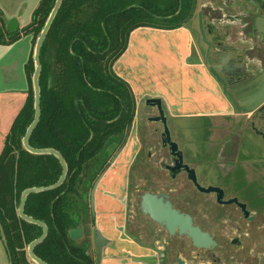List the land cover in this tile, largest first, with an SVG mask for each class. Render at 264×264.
<instances>
[{
  "label": "trees",
  "instance_id": "16d2710c",
  "mask_svg": "<svg viewBox=\"0 0 264 264\" xmlns=\"http://www.w3.org/2000/svg\"><path fill=\"white\" fill-rule=\"evenodd\" d=\"M56 0H40L22 30L4 32L0 7V42L21 33L39 36ZM197 0H63L43 41L41 120L30 136L36 148L59 150L68 164L66 181L57 189L32 193L25 212L47 223L49 233L35 248L49 264H97L88 238L73 239L69 230L88 219V192L113 150L126 141L137 111L131 85L114 71L138 26L174 29L188 23ZM29 89L0 152V240L10 264H36L29 244L42 227L18 214L22 193L55 183L62 165L53 154H34L23 137L35 115L31 55L26 64Z\"/></svg>",
  "mask_w": 264,
  "mask_h": 264
},
{
  "label": "flooded vegetation",
  "instance_id": "af4514ba",
  "mask_svg": "<svg viewBox=\"0 0 264 264\" xmlns=\"http://www.w3.org/2000/svg\"><path fill=\"white\" fill-rule=\"evenodd\" d=\"M222 1L224 6L216 5V7L210 2L204 3V6H209L210 11L216 12V17L225 16L232 23L231 32H228V35L232 37L231 41H218L220 59H225L222 76L238 105L251 106V108L245 112L239 109V106H236L225 94L224 96L232 112L238 118L235 127L238 147L250 149L249 153H251L248 154V159H250V157H255L257 150L252 140L257 137L264 143V92H259L261 84L264 83V0ZM199 10H203V18L208 13L205 8H202L198 9L197 15H199ZM225 33L227 32L225 31ZM245 101H248L247 106L243 105ZM154 108H156V113L147 116V119L162 125L160 132L162 150L160 148L161 153L159 155L163 156L166 153L171 159L169 163L160 161V166L167 171V180L174 181L183 174L190 188L183 191L182 197H176L171 190H159L151 177L147 178L145 186L141 180L136 181L135 188L139 192L136 198L137 217L145 216L148 221L155 225L151 232L153 240L151 239L149 244L143 243L141 241L142 236L148 234L147 230L142 229L143 218L137 222L139 230L144 232L142 236L136 234L129 224L128 204L131 188L128 182L129 174L127 178L125 168L127 166L121 165V167L116 168L121 174L119 180L113 181L114 178H112L113 169L115 170L114 162L117 160L115 158L118 157V153L112 157L111 161H114H109L102 170H99L91 184L88 192L89 215L86 223L78 225L82 226L84 231L78 239L93 233V249L97 253H93L91 250L90 238H88V247L97 264L101 263L105 249H113L114 253L117 252L114 256L120 257L127 243L131 242L150 250V256L148 253L141 254L143 256L140 257V260L144 261L141 264H264V155H262L261 165H255L261 174L249 177L241 164L243 161L240 162L239 160L229 168L228 174L218 177V180L216 177H210L208 181V177L201 174L199 169L190 163L189 156L181 148L180 142L175 139L169 123L170 118L166 112L172 139L178 143L179 149L183 152L184 163L195 169L197 183L201 187L214 186L223 190L222 192L216 190L203 191L184 168L173 172L166 167L167 165H174V160L169 145H164L162 141L164 131L162 121L151 120V118L159 116L157 107ZM155 130L158 131V128ZM204 135L205 133L201 136ZM124 144L120 147L121 149ZM141 147L138 148L133 162L129 166L133 168L135 165L134 168H137L139 172L144 166L142 165L143 161L151 160L156 152V150L147 152L146 157L148 158H146L141 154ZM205 151H207V147L202 144L199 159H196L202 161V166H206L207 162L210 161L206 158L208 153ZM155 161L156 159H153L154 166H148V168L158 171L159 168H156L158 165H155ZM97 180L99 181L95 190L94 215L91 194ZM146 192L162 195L164 201H170L175 209L190 215L193 224L208 232L216 244L210 247L196 246L189 234L181 235L178 231L175 234H170L164 225L143 211L141 201ZM220 194L222 195L221 200H219ZM100 196H104L106 207H108V213L102 219V222L105 220L104 228H101L98 223V212L101 210L98 208ZM231 199H237V201L230 202ZM241 204H244L245 208ZM87 223L91 224V230L86 226ZM96 229H100L108 239V243L102 250L97 247L95 242ZM159 231H164V233ZM165 234L169 238L164 236ZM169 240L173 241L170 242ZM180 240H184L183 243ZM180 243L183 244L182 250H177L176 247ZM170 255L172 256L171 259H169Z\"/></svg>",
  "mask_w": 264,
  "mask_h": 264
},
{
  "label": "crops",
  "instance_id": "0c3cea01",
  "mask_svg": "<svg viewBox=\"0 0 264 264\" xmlns=\"http://www.w3.org/2000/svg\"><path fill=\"white\" fill-rule=\"evenodd\" d=\"M34 2L38 5L40 0ZM0 7L8 20L15 15L13 11L7 12L1 1ZM17 18L19 25L22 23L26 25L31 21L27 16L18 15ZM206 24L209 30L208 39L216 46L218 36L215 34L214 25L208 22ZM27 37L28 48L23 52L21 62L13 61L12 54L7 52V49H13L14 44ZM31 48L30 34L23 35L12 43L0 42V50L3 52V55H0V152L15 117L27 99L29 81L25 67L31 56ZM7 56H9L7 62L3 63L2 59H6ZM17 63L20 69L19 75H16L14 70V65ZM113 68L131 85L137 105L147 97H161L169 118L181 120L206 118L214 121L232 113L221 85L209 71L205 52L189 23L174 29L138 26L132 31L127 49L116 60ZM9 91H20L22 95L14 99L8 96ZM135 137L132 133L129 139L134 141ZM136 152L137 149L132 152L131 159L135 157ZM129 156L123 154L116 160L115 170L113 169L112 172L113 181L119 180L121 174L116 168L125 165L124 157L129 158ZM98 208L101 209L98 212V223L104 228L105 220L102 222V219L108 213L104 196H100ZM125 247L120 257L114 256L117 252L114 253L113 249H105L100 264H141L144 262L140 260L143 256L141 254L148 253L150 256V250L139 247L133 242L127 243Z\"/></svg>",
  "mask_w": 264,
  "mask_h": 264
},
{
  "label": "rangeland",
  "instance_id": "374dc122",
  "mask_svg": "<svg viewBox=\"0 0 264 264\" xmlns=\"http://www.w3.org/2000/svg\"><path fill=\"white\" fill-rule=\"evenodd\" d=\"M3 2V6L7 12L13 11L15 12V17L20 15V17H29L32 19V13L34 9L37 7L34 0H0ZM6 2V3H5ZM213 3L215 6L222 5L224 6V3L222 0H197L196 9L193 13L192 18L188 21V23L192 26V29L203 49L206 56V50L207 45L204 42L202 38V34L200 31L199 26V15L198 9L205 8L208 13H206L205 20L208 22V24L214 25V31L216 36H218V41L223 42H230L231 41V35H228V32H231L232 29V23L226 19L225 16L222 17H216V12L213 10L210 11L209 6H204V3ZM5 3V5H4ZM217 7V6H216ZM17 15V16H16ZM12 16V17H14ZM3 18L5 21V25L3 31L7 28V22L9 21L5 17V13H3ZM11 18V17H10ZM9 18V19H10ZM204 20L205 29L207 30V24ZM27 25V24H26ZM25 24H20L17 29L22 30L24 28ZM225 31L227 33H225ZM23 35H27L24 32L21 33L22 37ZM30 36L32 38V48H31V55L34 56V50L36 41L39 36H36L35 33L31 32ZM29 39L28 37L25 39H22L21 41L17 42L13 45V49H7V52H10L12 54L11 58L15 62H21L23 57V52L28 48ZM205 49V50H204ZM15 51V52H14ZM0 55H3V52L0 50ZM6 59H2V62H7ZM14 65L15 74L19 75L20 69L19 64ZM219 83V82H218ZM18 84V82H17ZM220 84V83H219ZM19 85V84H18ZM34 89V88H33ZM224 94V93H223ZM22 92L20 91H9L8 96L10 97H18L21 96ZM24 105V104H22ZM232 110V109H231ZM156 113V108L153 106L147 105L145 103V100H142L140 105H137V111H136V117L134 119V122L131 126L132 129L128 131L126 143L124 144L123 148L125 152L123 153V148L120 147L116 150H113L111 153L110 160L114 155H117L118 157L115 159H119L120 155L125 154L128 157V154L130 155L129 158L124 157L126 160H124L127 173V178L129 174L128 182L130 183V191H129V206H128V212H129V224L132 227V230L136 234L143 235L141 230H139V227L137 226V222L140 218H143L142 224L145 231H148V234H145L142 236L141 241L143 243H150L153 240V236H151L152 229L155 227L153 223L148 221L145 216L137 217L138 213V205L136 202L137 194L139 192L136 191L135 184L136 181L141 180L143 186H145V181L147 178L151 177L154 179V184H157V188L162 191H172L174 192V195L176 197H182L183 191L190 188L189 183L187 180H185L184 175L182 174L174 181H169L166 179V170L160 166V161H165L169 163L171 161L170 156L168 154H164L163 156H160L159 153H161V136L160 132L162 131V125L157 122H152L147 119V116L153 115ZM238 118L237 115H235L233 112L229 115H224L219 118L214 119V121L206 119V118H200L198 120H191V119H185L181 120L179 118H172L170 117V126L172 128L173 135L175 139H177L180 142L181 148L186 152V155L189 156L190 163L194 166H196L200 173L208 177V181L210 177H216L218 180V177L222 175L228 174L227 171H229V168L233 165V163H236L237 161L240 162L243 161L241 164L244 166V171L249 177H253V175L261 174L260 170L257 169L255 165H261V161L264 155V143L257 137L254 138L253 145L256 146L255 151V157H250L248 159L249 150L247 147L245 149L238 147V142L236 138V124H237ZM155 128H158V131L155 130ZM134 134L136 137L134 141L130 140L131 134ZM204 136H201L204 134ZM207 140H204V139ZM202 144H205L207 147V151L205 153L207 154L208 159L210 161L207 162L206 166H202V161L196 160L199 159L200 154V146ZM142 145V147H141ZM141 149L142 156L146 157V153L149 151L156 152L154 153V156L151 157V160H144V165L140 170L135 167H129L131 163L133 162V159H131L132 152H135V149L138 150V148ZM161 148V150H160ZM120 149V150H119ZM243 152V154H242ZM242 154V155H241ZM204 155V154H203ZM253 155V154H252ZM246 156V157H245ZM148 158V157H146ZM153 159H156L155 165L156 168H159L158 171H153L152 169H149V167L154 166ZM114 161V160H112ZM111 161V162H112ZM245 161V163H244ZM116 162V161H115ZM114 162V164H115ZM129 168V170H128ZM152 172V173H151ZM231 172V171H230ZM148 176H147V175ZM88 229L91 230V224L87 223L86 225ZM158 230V229H157ZM155 230V231H157ZM163 232L164 231H159ZM166 236V234L164 235ZM169 238L168 236H166ZM84 238H90L91 240V250L93 253H97L94 251V243H93V233H90L89 236H85ZM152 239V240H151ZM170 242L173 240H169ZM182 243L184 240H180ZM177 244V241L175 242ZM180 243L177 248V250H182L183 244ZM95 256H97L95 254ZM172 256L170 255L171 259ZM0 264H10V261L8 259V255L6 252V249L0 240Z\"/></svg>",
  "mask_w": 264,
  "mask_h": 264
},
{
  "label": "water",
  "instance_id": "95a60500",
  "mask_svg": "<svg viewBox=\"0 0 264 264\" xmlns=\"http://www.w3.org/2000/svg\"><path fill=\"white\" fill-rule=\"evenodd\" d=\"M62 2L63 0L55 1V4L36 41L34 56H33L35 70H34V74L32 78L33 88H34L35 115H34V119L32 123L27 128V131L23 137V145L28 151L34 154H53L59 159L62 165V174L55 183L50 184V185H45V186H33L30 188H27L22 193L21 201L18 207V214L20 217L24 218L25 220L31 223L40 225L43 229L42 234L36 239H34L28 246V255L30 259L36 264H49L48 262H46L45 260L37 256L35 253V248L46 239L49 233V226L44 221L37 219L33 216H30L25 212V204H26L27 198L32 193L51 191V190H55L59 188L66 181L68 169H69L66 159L64 158L63 154L59 150L52 148V147L36 148V147L31 146L29 142L30 136L32 135V133L34 132V130L36 129V127L38 126L41 120V86H40V76H41V71H42V64L40 60L41 47H42L43 41L45 40L49 32L50 26ZM18 26H19V19L15 16L11 17L9 21L7 22V29L10 32L15 31L18 28ZM199 26H200L202 38L207 45L206 59H207V63L209 66V71L216 78V80L222 85L223 93L230 100H232L234 104H236V106H239L235 98L232 96L227 86L225 78L222 76V71L224 68L223 63L225 62V59H220V56H221L220 51H219L220 47L218 44L215 46L213 42L208 39L207 33L209 30L205 29L203 10H199ZM261 91L264 92V83L261 84L260 86L259 92ZM145 103L147 105L157 107L158 109L159 116H157L156 118H151V120H158V121L160 120L162 121L164 125V131L162 133V141L164 145H169V148L173 156V160H174V165H167L166 167L169 168L173 172H176L184 168L189 173V176L195 181L197 186L203 191L209 192V191L216 190V191L222 192L223 190L219 187H214V186H209L208 188L201 187L196 181L195 169L191 168L188 164L184 163L183 152L179 149L178 143L172 139L171 130L168 125L166 110L164 108L162 98L161 97H147L145 99ZM246 104H248V101L243 102V105H246ZM238 108L246 112L250 110L251 106H247V107L239 106ZM98 181L99 180L96 181L93 187V190H92V194H91V204H92V210H93L94 215H95V212H94L95 190H96ZM221 197L222 195L220 194L219 200H221ZM233 201H237V199L230 200V202H233ZM141 206H142L143 211L149 214L151 218H153L154 220L164 225L170 234H175L177 231L181 235L189 234L193 238L194 244L196 246H201V247L209 246L210 247L216 244V242L213 240L212 236L208 232L203 231L201 228L193 224V220L190 215L185 214L178 209H175L172 206L170 201H164V197L162 195L160 196L159 194H153L150 192L144 193L142 196ZM241 206L245 208L244 204H241ZM83 232L84 231H83L82 226H77L69 230V235L73 239H78L83 235ZM95 242H96L97 247L101 250L108 243V239L102 234L100 229H96L95 231Z\"/></svg>",
  "mask_w": 264,
  "mask_h": 264
}]
</instances>
